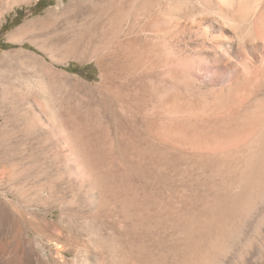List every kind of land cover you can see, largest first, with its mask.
Listing matches in <instances>:
<instances>
[{
	"label": "rangeland",
	"instance_id": "rangeland-1",
	"mask_svg": "<svg viewBox=\"0 0 264 264\" xmlns=\"http://www.w3.org/2000/svg\"><path fill=\"white\" fill-rule=\"evenodd\" d=\"M259 2L0 0V264H112L113 253L152 264H264V197L238 225L232 208L223 220L200 215L196 242L175 249L183 217L209 212L200 201L214 196L216 172L209 179L206 165L148 133L150 73L170 64L207 89L224 85L245 59ZM101 10L111 22L94 31ZM22 27L24 43L9 40ZM230 227L221 252L212 236Z\"/></svg>",
	"mask_w": 264,
	"mask_h": 264
},
{
	"label": "bare ground",
	"instance_id": "bare-ground-1",
	"mask_svg": "<svg viewBox=\"0 0 264 264\" xmlns=\"http://www.w3.org/2000/svg\"><path fill=\"white\" fill-rule=\"evenodd\" d=\"M115 10V14L118 16L119 11ZM100 13L101 15H99L98 19L93 22V30L96 24L104 28V26H107L111 22V18L104 17L105 15L102 10ZM253 14H255L256 29L251 43L244 46L243 55L245 59L241 58L242 61L234 66L235 70H233V74H230L233 76L228 77L230 79L224 85H219L220 87L218 88L215 86L217 89H207L208 86L206 88L204 86L206 80L204 82L202 80V84L193 82L188 74L177 66L170 64L161 66V74H155V71H153L148 77L153 79L149 85V104L151 109L150 114H148V133L151 141L158 142L157 144L159 145L166 142L168 144L166 147L170 146V151L173 149L178 153H175L177 156L180 157L181 154L183 157L185 156L188 159L206 165L210 169V176L216 172L214 174L216 180L211 184L214 196H209V198L206 195L207 197H204V200L201 199L200 201L201 203L203 201V207L209 208V212L203 211L206 214L199 213L195 209L192 213H187L188 215L185 217H183L184 214L181 215L186 219L184 221H188L189 225L188 227L186 226V230L181 231L178 240H176L177 238L175 239V249H182L185 246L188 249L191 237L194 238L192 233L196 229L193 227V220L196 222L195 218H199L200 215L203 218L205 217V219L208 217L210 219V217L215 218L216 214H220V218L223 220L225 215L222 216V214L225 213L222 212V209L228 208L231 211L234 209L233 211L237 214L238 225V221H246L252 216L256 205L264 197V86L261 80L264 73V60L260 69L257 70L253 61L255 58L251 54L256 45L258 49L264 50V0H260ZM24 29L22 27L11 34L9 40L18 38L16 40H19V44H23ZM36 48L45 53L39 46L36 45ZM258 58L260 57L258 56ZM84 60L81 59L79 62H83ZM219 68L222 67L219 66ZM155 78L158 81L157 87L154 85ZM214 81H217V79H214ZM157 91L160 93L159 95L156 94ZM206 207L204 209H207ZM180 213L178 214L180 215ZM177 220L179 221V219ZM183 223L182 225H184ZM225 226L226 224L223 222L219 227H222L221 230H224ZM234 227H230L231 229L228 231H222V235L220 233L216 234V232L214 235L212 234L213 240L211 239V241H214L213 247L222 252L235 232ZM56 244L53 246L55 249H57ZM195 244L193 243V245ZM189 247L191 246L189 245ZM193 248L191 249L193 250ZM109 256L111 261L114 259L112 264H152L151 261L140 260L139 262L136 259H130L126 262L125 259L127 258L121 253H113L112 256ZM200 259L196 260L197 262L193 260H187L189 263L185 262L188 264L213 263L206 261L205 258H203V261L202 258ZM172 262L173 264H181L180 259L178 260L175 256ZM154 263L158 264L157 262ZM159 264L161 263L159 262Z\"/></svg>",
	"mask_w": 264,
	"mask_h": 264
},
{
	"label": "trees",
	"instance_id": "trees-1",
	"mask_svg": "<svg viewBox=\"0 0 264 264\" xmlns=\"http://www.w3.org/2000/svg\"><path fill=\"white\" fill-rule=\"evenodd\" d=\"M38 5L39 3H37L34 7V9L36 10L38 8ZM4 26L2 27V30H3ZM7 47V46H5ZM90 67H82V68H78V67H74V68H68V71L71 72V73H74V74H81L82 72L86 71V70H89Z\"/></svg>",
	"mask_w": 264,
	"mask_h": 264
}]
</instances>
